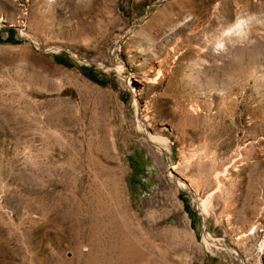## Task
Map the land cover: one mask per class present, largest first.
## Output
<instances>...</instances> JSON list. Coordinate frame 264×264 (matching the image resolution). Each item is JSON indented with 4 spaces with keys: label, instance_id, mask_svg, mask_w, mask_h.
Masks as SVG:
<instances>
[{
    "label": "rangeland",
    "instance_id": "rangeland-1",
    "mask_svg": "<svg viewBox=\"0 0 264 264\" xmlns=\"http://www.w3.org/2000/svg\"><path fill=\"white\" fill-rule=\"evenodd\" d=\"M0 264H264V0H0Z\"/></svg>",
    "mask_w": 264,
    "mask_h": 264
},
{
    "label": "trees",
    "instance_id": "trees-1",
    "mask_svg": "<svg viewBox=\"0 0 264 264\" xmlns=\"http://www.w3.org/2000/svg\"><path fill=\"white\" fill-rule=\"evenodd\" d=\"M10 33L12 34V31H11V29H10Z\"/></svg>",
    "mask_w": 264,
    "mask_h": 264
}]
</instances>
